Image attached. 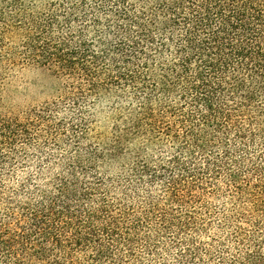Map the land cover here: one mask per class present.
<instances>
[{"label": "trees", "instance_id": "trees-1", "mask_svg": "<svg viewBox=\"0 0 264 264\" xmlns=\"http://www.w3.org/2000/svg\"><path fill=\"white\" fill-rule=\"evenodd\" d=\"M16 33L74 120L7 117L0 87V264H264V0H0ZM101 100L126 102L109 134ZM40 137L65 152L8 186Z\"/></svg>", "mask_w": 264, "mask_h": 264}, {"label": "rangeland", "instance_id": "rangeland-1", "mask_svg": "<svg viewBox=\"0 0 264 264\" xmlns=\"http://www.w3.org/2000/svg\"><path fill=\"white\" fill-rule=\"evenodd\" d=\"M27 4L36 6V12L43 11L45 4L48 2H55L57 4H63L65 7L78 0H26ZM97 0H87L90 7H93ZM15 9V8H13ZM13 9L5 7L4 11L9 16H13ZM30 14V12L28 13ZM12 18V17H11ZM5 42L0 45V87L3 88L2 94L3 107L1 110L7 114V117H16L29 110L31 108H39L47 103L56 102L59 103L60 112L56 111L53 116V122H60L74 120V114L67 109L70 108L69 104L61 102L62 96L66 92L65 80L55 74H53L47 66L24 63L20 53V35L8 34L4 38ZM4 48V49H3ZM11 52H17L18 59L12 57L11 60L7 58V55ZM15 62V64L13 63ZM4 77V78H1ZM62 103V104H61ZM126 102H114V100H101L94 105L91 104L87 108L88 117L92 122V126L96 128L97 132L109 134L111 131V116L115 107L125 105ZM37 129V132H41ZM39 142H43V137L38 138L32 144L28 146L18 145V154L16 160L12 164V167L17 170V173L11 179H5L8 186L18 187L21 180L28 176L30 173H34L39 166H46V154L51 151L55 156L60 157L65 150L58 148L55 145L43 146L39 145ZM65 149V148H64ZM2 165V164H1ZM11 165V164H9ZM7 166V165H5ZM58 167H54L53 172L50 174H56ZM5 170V168H2ZM116 172L111 170L107 172V175L114 176ZM42 175L38 179L35 177L32 182H50L48 177L44 178ZM5 175H3V178ZM3 205L0 204V217L2 216Z\"/></svg>", "mask_w": 264, "mask_h": 264}]
</instances>
